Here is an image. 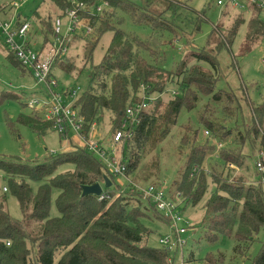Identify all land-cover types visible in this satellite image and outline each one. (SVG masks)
Instances as JSON below:
<instances>
[{
  "label": "trees",
  "instance_id": "16d2710c",
  "mask_svg": "<svg viewBox=\"0 0 264 264\" xmlns=\"http://www.w3.org/2000/svg\"><path fill=\"white\" fill-rule=\"evenodd\" d=\"M50 1L60 10L58 16L61 17L76 8L78 3L88 7L78 11L93 31L87 37L79 36L85 45V63L91 58L100 37L106 32L114 33L101 63L89 73L88 88L81 92L80 87L73 104L82 119L83 133L87 135L93 123L101 120L106 111L111 118L110 135L123 129L128 106L142 102L146 97L147 108L127 119L124 133L131 134L124 136L121 153L128 175L143 166L145 158L178 124L183 112L194 109L201 96L207 97L204 108L208 110L197 113V121L205 128L206 140H201L199 128L192 121L181 125H185L186 133L181 136L190 151L182 169L177 171L178 177L171 183L170 196L180 195L185 202L195 204L207 191L210 177L215 190L204 206V239L213 242L222 235L233 236L237 241L235 254L246 253L256 234L264 227V173L256 166V159V180L250 183L242 174L231 175L232 168L228 163L241 166L248 158V143L257 145L258 157L264 152V103L253 105L252 126L234 130L226 123L242 108L241 98L233 89L217 88L221 75L219 51L232 46L245 22L244 17L239 15L230 30L218 22L209 34L208 44L202 50H192L188 54L197 61L190 63L184 56L173 70H169L160 63L158 56L165 47H172L182 34L173 17H167L168 11L178 14L176 10L185 5L180 0H142L140 5L130 0ZM103 2L108 5L100 13H89L91 5ZM248 7L254 8L255 14L248 22L245 43L264 32V22L260 18L262 8L252 3ZM5 10L14 11L11 6L1 8L3 15ZM119 12L129 14L137 26L147 27L152 34L138 35L123 30ZM35 13L43 25L44 51L53 37V21L50 16L41 17L37 11ZM16 18L17 24L27 21L20 16ZM204 18L198 14L197 20L203 21ZM153 40L157 41L156 44ZM9 56L24 67V71L28 69L13 51L10 50ZM67 59L65 54L58 58L53 69L76 70L80 74L83 68L73 69ZM53 76L55 78L54 73ZM169 84H175L176 93L167 91ZM164 92H169L170 96L166 102ZM19 120L40 135L54 128L53 120L43 118L37 111L31 115L22 114ZM208 137L212 139L208 140ZM219 143L222 147L218 148ZM209 158L214 162L211 161L210 168H206L204 163ZM260 159L264 163V156ZM67 162L74 168L58 172L59 166ZM146 169L148 173L144 180L138 181L134 177L133 181L161 187L159 160L153 159ZM0 170L9 178V189L22 212V220L12 218L5 204L6 198L0 195V264H173L169 261L170 250L148 243L152 231L143 224V218L149 213H154L158 220L167 221L166 218L159 215L151 200L145 199L132 184L127 183L126 190L122 189L123 185H116L115 192L110 191L118 175L112 174L99 156L86 146L67 149L36 161L0 157ZM106 177L111 182V187L104 189L109 197L83 196V185L104 184ZM32 182L39 183L37 191L32 188ZM54 188L59 190L56 203L60 215L57 217L50 216ZM188 256L189 261L194 259L193 252ZM254 259L253 264H264V242ZM218 262L216 260L215 264ZM207 263L214 264L213 257L208 258Z\"/></svg>",
  "mask_w": 264,
  "mask_h": 264
},
{
  "label": "rangeland",
  "instance_id": "374dc122",
  "mask_svg": "<svg viewBox=\"0 0 264 264\" xmlns=\"http://www.w3.org/2000/svg\"><path fill=\"white\" fill-rule=\"evenodd\" d=\"M16 1L20 2V6L22 5L20 7V10L23 12L22 20H27L31 24L30 30L28 31V33H31V35H29L30 47L42 51L45 39L44 34L41 32V27L43 25L40 22V17L35 16L34 12L37 10L39 16H50L52 17V21H54L60 13V10L50 0H0V3L11 4V2ZM130 1L137 5L143 2L142 0ZM180 1L181 4L183 3L185 5H182L180 9L176 10L178 14H174L170 10L167 12V17H173L176 24L181 28L182 34L174 41L172 47H165L163 49V53L158 56V60L169 70H173L175 64L179 63L184 56H187L185 59H189L190 63L195 62L197 60L194 58L192 59L188 54L192 50L200 51L208 44L207 40L214 25H217L218 22L221 21L228 29H231L238 20L237 18L239 15L245 17V22L240 26L232 46L230 48L224 47L219 51V74L221 75L217 83V88L233 89L241 98L242 108L239 110L237 116L230 120L227 119L226 125L234 130H237V128L243 130L246 126H252L254 124L252 115L253 105L264 103V32L257 38L250 40V43H245L248 30L247 25L252 17V13L249 12L245 15L243 11L241 12L239 10H244V7H239L238 9L237 6H228L230 8H226L223 5L217 4V0ZM246 2L249 5L250 2L247 0L245 3ZM227 9L231 11V14L223 17V13ZM94 13L96 12L94 11ZM198 14L205 17L203 21L197 20ZM118 15L123 30L138 35L141 33L145 35L152 34V31L147 27L137 26L129 14L119 12ZM260 18L264 22L263 9L260 11ZM67 19L68 16L64 15V22H66ZM85 25H88V23L86 22ZM83 31L84 32L78 30L73 31L74 33L68 38V50L65 52V57L68 58L67 62L73 64V69L83 68L80 74H77L76 70L68 72L60 68L53 69L55 79L57 80V85L53 86V90L60 94H65L69 89H76L77 87H81V92L88 88L89 73L91 69L101 63L114 35L113 31L104 33L97 42L91 58L85 63V45L83 39L79 36L81 34V37H87L89 33H87L85 29H83ZM76 34H78L77 37ZM17 41L23 43L24 39L17 37ZM153 41V43L156 44L157 41ZM45 49H48V45L45 46ZM9 54L10 49L6 43V35L0 31V157L23 161H36L42 160L51 154L53 155V152L58 154L67 149L84 146L83 140L78 139L73 129L70 130L68 137H63L56 128H51L47 130L45 134L40 135L36 130L34 131L31 127L20 122L19 117L22 114L31 115L33 111L41 112L43 118H46V113H43V110L39 107L43 105L45 100H49L50 95L48 94L46 84L39 83L34 78L31 68L24 71V67L20 64H16L10 58ZM167 91L170 93L177 91L175 84H169L167 86ZM169 92L163 93L165 102L170 98ZM13 95H17L19 98L17 99ZM77 98L78 96L75 98L65 96L64 101L74 104ZM33 100H40V102L38 104L36 103L35 107L31 108L27 104ZM207 100V97L201 96L194 109L189 112H183L178 120V124L172 128L171 132L160 142L158 147L151 151L149 153L150 155L145 158V161L142 163L143 166L141 165L138 170L130 175L132 178L135 177L138 181L144 180L145 175L148 173L146 166L155 158L159 160L162 169L161 184L162 188L165 190L164 199L173 201L177 206L175 212L178 211L185 221H187L185 226L188 228L186 235L188 236L189 242L184 249V257L186 258L190 252H193L194 259L184 264H206L207 259L210 257H213L214 264L216 260L219 261L218 264H253L254 258L264 242V227L256 234V238L249 250L241 255H237L234 252L237 241L233 236L222 235L213 242H208L204 239V206L209 199L208 197L215 190V184L212 183L210 177L207 179V191L203 194L201 200L195 204L185 202L180 196L173 197V199L170 196L169 190L172 185L171 183L176 176L178 177L177 171L180 168L182 169L184 161L188 156V151H190V147L184 144V139L181 136L183 133H186V129L184 131L185 125H181L185 123L187 125V122L192 121L193 124L199 128L201 140H206L207 136L204 135L205 128L197 121V113L198 111L204 113L205 110H208L204 108ZM231 120L235 121L231 122ZM110 122V113L106 111L103 118L96 122L97 126L94 132V140H97L101 136L105 139L110 137ZM206 135H208V133ZM208 138H210L208 140L212 139L211 137ZM259 141L260 138H258L257 144ZM222 143L218 144V148L222 147ZM227 147H230V145L227 144ZM257 148L256 144H253V146L251 143L247 144L246 151L248 153V158L241 166L237 167L228 163L229 167L231 166L232 168L231 175L242 174L245 180L250 183L256 180V175L254 173L256 167L254 165L259 153ZM211 161L214 162V159L209 158L205 161L204 164L206 168H210ZM73 168L74 165L67 162L60 165L57 170L58 172H65ZM195 169L198 170L197 167H195ZM115 180L116 182L109 189L110 191L115 192L117 189L116 185H123V190L128 188L126 187L127 180L125 177L117 176ZM137 180L136 184H138ZM31 185L32 188L37 191L39 183L32 182ZM101 185L104 186L102 183ZM6 186L8 190L5 193L3 187ZM104 189L106 190L107 188L104 186ZM58 194L59 190L54 188L51 197V217L60 215L56 203ZM0 195L6 198L5 204L7 205L11 217L22 220L20 204H18L17 198L13 195L11 189H9V178L1 170ZM158 213L159 215L165 214L163 211ZM155 216L154 213H149L146 218H143V224L152 231L148 243L154 247H163L159 243L160 238L164 235L175 236V233L167 221L155 219ZM170 255L173 264H182L181 251L176 253V250L173 249Z\"/></svg>",
  "mask_w": 264,
  "mask_h": 264
},
{
  "label": "built area",
  "instance_id": "2783aa9c",
  "mask_svg": "<svg viewBox=\"0 0 264 264\" xmlns=\"http://www.w3.org/2000/svg\"><path fill=\"white\" fill-rule=\"evenodd\" d=\"M246 0H217V4L225 5L230 4L232 6L247 7ZM252 4H256L258 7L264 10V0H247ZM108 5L107 2L103 3H94L90 6L89 13L94 14L100 13L104 6ZM13 7L14 13L20 6V2H12L11 4L0 3V31L6 35V43L8 48L14 52L17 58L22 64L31 68L34 78L39 83L46 84L48 88V94L50 95L49 100H45L43 105L39 108L44 110L46 113L47 120H53L54 128H56L63 137H68L70 130H74L78 136V139L83 140L84 146L88 150L92 151L97 157L104 162L107 169L115 175L123 176L126 178L128 184L134 185L136 190L146 199L151 200V202L156 206L159 212H165L163 215L167 222L169 223L172 230H174L175 236L164 235L160 238L159 243L161 246H164L170 252L173 249L176 250V253L179 251L182 252V264L189 262V260L184 257V249L189 242L188 228L185 226V219L179 212H175L176 204L173 201H167L164 199L165 190L160 186L154 184H149L142 186L136 184L131 175L127 174V164L121 153V145L123 139L129 136L131 133L125 134V128L127 127V119L132 118L135 112H140L144 108H147L148 102L143 99L142 102H138L134 105H129L127 109L126 119L123 121L122 128L115 131L109 138L105 139L104 137H99L97 140H94V132L96 129V122H94L92 130L87 132V135L83 133L82 119L76 109L73 108L72 103H67L64 101L65 96L70 98L77 97V93L80 90V87L76 89H69L65 94H60L53 90V86L57 85V80L53 76L54 62L64 56L65 52L68 50V38L72 35L75 30L83 31L85 29L87 33L92 32V28L88 25H85V21L82 16L79 15L78 11L80 8L84 10L88 9L84 3H78L76 8L70 9L65 15L68 16L66 22H64V16H57L53 21V37L51 41L48 42V49L44 51H38L34 48H31L28 45L30 23L24 21L21 24H17L15 15H12L10 18L3 16L1 8ZM78 34H76L77 36ZM17 37L24 39L23 43L17 41ZM46 45V46H47ZM176 91L173 92V94ZM40 100H33L28 103V106L33 108L36 103L38 104ZM137 122V120H133ZM126 135V136H125ZM125 136V137H124ZM55 153V152H53ZM261 156H264V152L259 154L257 158L256 166L258 169L264 173V163L261 161ZM6 191V187H3ZM110 195L104 192V189L101 194H99V199L107 198ZM180 196V195H177ZM172 198V197H171ZM173 199V198H172ZM169 261L172 262V257L170 255ZM199 264V263H197Z\"/></svg>",
  "mask_w": 264,
  "mask_h": 264
},
{
  "label": "crops",
  "instance_id": "0c3cea01",
  "mask_svg": "<svg viewBox=\"0 0 264 264\" xmlns=\"http://www.w3.org/2000/svg\"><path fill=\"white\" fill-rule=\"evenodd\" d=\"M12 3V2H11ZM7 4H9V3H7ZM22 6V5H21ZM21 6H19L18 7V9L16 10V13H14V11H10V10H5V13H4V16H6V17H8V18H10V17H12V15H15V18L17 17V16H20V18L21 19H23L22 18V11L20 10V7ZM223 6H225L226 8H230V7H232V5H230V4H225V5H223ZM228 6H230V7H228ZM248 6V5H247ZM233 9V8H232ZM239 9V8H238ZM241 12L243 11L244 13H245V15L247 14V13H249V12H251L252 13V16L255 14V11H254V8H252V7H248L247 9L245 8L244 10L243 9H239ZM37 11V10H36ZM37 13H39L38 11H37ZM231 14V11H229V9H227V10H225L224 11V13H223V17H226V16H228V15H230ZM34 15L36 16V13L34 12ZM225 15V16H224ZM244 19H245V17H244ZM16 20H17V18H16Z\"/></svg>",
  "mask_w": 264,
  "mask_h": 264
},
{
  "label": "water",
  "instance_id": "95a60500",
  "mask_svg": "<svg viewBox=\"0 0 264 264\" xmlns=\"http://www.w3.org/2000/svg\"><path fill=\"white\" fill-rule=\"evenodd\" d=\"M104 186L111 187V182L108 177L105 178ZM104 186H102L100 182L92 185H83V196L87 194H94L99 196V194L102 193Z\"/></svg>",
  "mask_w": 264,
  "mask_h": 264
}]
</instances>
